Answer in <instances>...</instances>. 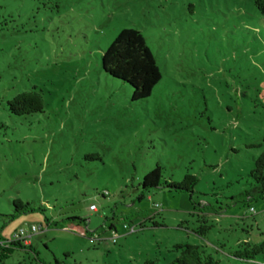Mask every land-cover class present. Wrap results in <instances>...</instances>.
<instances>
[{
  "label": "rangeland",
  "instance_id": "obj_1",
  "mask_svg": "<svg viewBox=\"0 0 264 264\" xmlns=\"http://www.w3.org/2000/svg\"><path fill=\"white\" fill-rule=\"evenodd\" d=\"M0 15L13 17L0 31V242L44 229L0 264H168L184 243L220 264H264L230 255L264 242V200L242 195L264 153V15L252 0H0ZM127 28L162 74L144 101L101 67ZM34 87L43 112L11 114ZM158 165L162 182L195 175V192H143ZM17 199L34 211L13 218ZM200 214L214 225L205 237L192 231ZM66 217L90 235L47 227ZM149 217L161 226L141 229Z\"/></svg>",
  "mask_w": 264,
  "mask_h": 264
},
{
  "label": "trees",
  "instance_id": "obj_2",
  "mask_svg": "<svg viewBox=\"0 0 264 264\" xmlns=\"http://www.w3.org/2000/svg\"><path fill=\"white\" fill-rule=\"evenodd\" d=\"M252 2L257 10L264 15V0H252ZM1 9H3V7H1ZM7 18L13 17L9 15L3 18V15H0V31H3V26L5 28V25L8 23ZM101 67L105 74L121 80L131 87L132 101L134 102L144 101L150 97L153 89L162 79L159 66L153 53L147 46L145 38L139 30L133 28L122 30L108 49L103 52ZM45 106L42 93L36 90V87L18 94L8 102L9 112L16 116L43 112ZM248 176L253 183L252 188L244 191L242 194L245 196L246 202L264 200V153L260 154L255 159L254 168L250 171ZM197 182V177L191 173L186 174L181 182H162V168L158 165L144 176L141 186L143 192H149L151 189L162 187L169 191L193 194ZM138 199L141 200L142 195ZM13 204V218L34 211L31 202L25 203L21 199H17L13 201ZM192 215L194 216V214ZM197 217L199 226L192 231L200 237H205L214 225L209 222L204 214H200V216L198 215ZM154 219L155 217L146 218L140 224V228H145L148 222H151L154 227L161 226V224ZM46 222L48 228H62L81 237H88L90 235V231L86 225L87 221L79 217H66L60 222H51L47 219ZM111 229L115 230L116 227L112 225ZM43 231L44 229L42 227L40 233ZM0 244V246H4L3 248L0 247L2 251L0 255L1 260L7 257L12 247L26 248L31 246L25 243L24 240L13 239L2 241ZM246 245L247 247L245 249L232 252L230 255L240 260L252 261L255 256L264 254V242L256 245L247 242ZM175 251H178L179 255L168 264H220V261L212 254L208 253L203 246L189 243L178 244L175 246ZM56 263L59 264L58 260H56Z\"/></svg>",
  "mask_w": 264,
  "mask_h": 264
},
{
  "label": "built area",
  "instance_id": "obj_3",
  "mask_svg": "<svg viewBox=\"0 0 264 264\" xmlns=\"http://www.w3.org/2000/svg\"><path fill=\"white\" fill-rule=\"evenodd\" d=\"M156 209H159L160 206L159 205H156L155 206ZM90 210L91 211H96L97 208L96 206L92 205L90 207ZM251 211H254V209L252 208ZM128 229V227H126ZM42 230V226L40 227H37L35 225L31 226V228L29 230H25V229H20L19 231H16L12 237L13 240H24L25 243H29L30 244V239L33 235L37 234V233H40V231ZM136 231V228H132L131 229V232H135ZM100 239H91L92 242H95V241H98ZM115 242V240L113 241Z\"/></svg>",
  "mask_w": 264,
  "mask_h": 264
}]
</instances>
